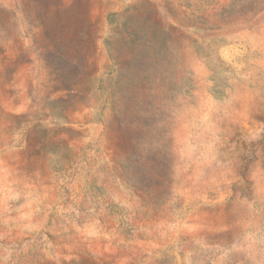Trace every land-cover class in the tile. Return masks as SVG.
Wrapping results in <instances>:
<instances>
[{"label": "rangeland", "instance_id": "374dc122", "mask_svg": "<svg viewBox=\"0 0 264 264\" xmlns=\"http://www.w3.org/2000/svg\"><path fill=\"white\" fill-rule=\"evenodd\" d=\"M0 264H264V0H0Z\"/></svg>", "mask_w": 264, "mask_h": 264}]
</instances>
